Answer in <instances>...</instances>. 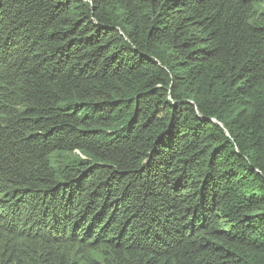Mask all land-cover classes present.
<instances>
[{
  "label": "trees",
  "instance_id": "16d2710c",
  "mask_svg": "<svg viewBox=\"0 0 264 264\" xmlns=\"http://www.w3.org/2000/svg\"><path fill=\"white\" fill-rule=\"evenodd\" d=\"M0 264H264V0H0Z\"/></svg>",
  "mask_w": 264,
  "mask_h": 264
}]
</instances>
